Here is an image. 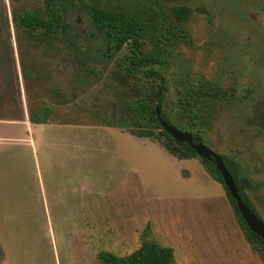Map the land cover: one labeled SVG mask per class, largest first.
<instances>
[{
	"label": "rangeland",
	"instance_id": "1",
	"mask_svg": "<svg viewBox=\"0 0 264 264\" xmlns=\"http://www.w3.org/2000/svg\"><path fill=\"white\" fill-rule=\"evenodd\" d=\"M95 1L177 31L162 55L171 122L181 92L224 91L202 100L204 142L236 163L264 221V0ZM57 2L0 0V264H99L143 240L170 246L172 264H264L201 159L137 127L129 102L155 107L156 82L125 71L124 49L105 55L83 1L42 40L13 20ZM172 5L192 10L183 25Z\"/></svg>",
	"mask_w": 264,
	"mask_h": 264
},
{
	"label": "trees",
	"instance_id": "2",
	"mask_svg": "<svg viewBox=\"0 0 264 264\" xmlns=\"http://www.w3.org/2000/svg\"><path fill=\"white\" fill-rule=\"evenodd\" d=\"M83 1L84 0H80ZM67 2L68 4H66ZM73 2L66 0L54 8L47 10L42 8H34L22 12L14 13L13 20L19 24L23 31L32 37L42 40L44 37L51 35L65 20L68 9L71 8ZM87 5V3H85ZM90 11L93 24L105 35L108 43V50H116L123 43L133 38L134 45L132 50L125 55L129 64L128 71L133 73L134 68L144 66L146 74L155 80L156 90L154 100L156 106L160 108L161 117L169 124L192 134L193 136H200L201 126L203 125L200 119L201 113L198 109L199 93L197 89H188L178 94V112L180 117L176 122H171L166 115L163 106L165 105L164 93L166 90L165 75L158 69V65L162 64L161 55L158 52L146 51L142 46V30L144 25L141 21L129 20L128 16L121 11L103 9L102 7L89 4L87 5ZM192 10L183 5L172 6V17L178 25H183L190 16ZM177 36V31L172 28L171 38ZM211 96L206 92L204 97ZM129 108L138 128L150 129L157 127L160 130V135L163 137V143L169 153L178 158H192L199 157L210 175L216 180L220 181L226 191L227 198L232 205V208L239 220L241 227L247 239L257 246L264 254V241L255 233H253L245 224L236 207L235 200L228 192L224 185L220 172L216 169L213 161L201 158L189 144L185 142L176 141L170 134H168L160 125L153 105L145 98H136L129 102ZM196 131V132H193ZM199 131V132H198ZM195 140V138H193ZM224 159V158H223ZM226 167L229 169L235 183L238 186L239 194L242 201L247 204L256 214L250 200L245 194V191L238 183L236 168L233 164L224 160ZM259 217V215L257 214ZM99 264H172L174 260V252L170 246L163 245L156 240H143L141 245L131 253L118 256L110 251L102 250L98 253Z\"/></svg>",
	"mask_w": 264,
	"mask_h": 264
},
{
	"label": "flooded vegetation",
	"instance_id": "3",
	"mask_svg": "<svg viewBox=\"0 0 264 264\" xmlns=\"http://www.w3.org/2000/svg\"><path fill=\"white\" fill-rule=\"evenodd\" d=\"M58 1H61V2H57L56 3V5H59V4H61L62 2H64V1H66V0H58ZM72 2H73V5H76L77 3H80V0H71ZM85 3H87V2H83V4H84V9H85V12L89 15V22H90V26L94 29V31L97 33V34H99L101 37H102V39H103V41H104V50H105V55L106 56H109V55H112V53H116V52H119V51H121L122 49H124L125 51H124V54H123V59H124V61L126 62V65H125V71H127V73L128 74H135L136 73V70H138V68L139 67H135L134 68V71H133V73H130L129 71H128V67H129V64H128V62H127V59L125 58V55L127 54V53H129L131 50H132V48H133V46L134 45H137V43L135 44V43H131V42H133V38H130L128 41H126V42H123L120 46H119V48H117L116 50H108V43H107V41H106V38H105V35L93 24V22H92V17H91V14H90V11L88 10V8H87V5H89V4H95V5H98V6H100V7H102L103 9H110V8H108L107 6H105V5H103L102 3H100V2H88L87 3V5H85ZM73 5L71 6V8L73 7ZM173 6V5H172ZM172 6H170V14H171V16H172ZM110 10H117V11H121V10H118V9H110ZM122 13H124V14H126L125 12H123V11H121ZM127 15V14H126ZM128 16V18H129V20H135V19H137V20H139V21H141V23L144 25V30H142V38H141V40L143 41L142 42V46H141V48H144V50H146V51H151V52H158L159 53V55H161V57L160 58H162V55H164V51L166 50V48L168 47V46H170L171 45V41L173 40L172 38H171V30H172V28H171V26H166V27H164V31L162 32V31H158V28H157V26H156V24H158V21H157V23H154L153 22V20L149 17V18H142V17H140V16H133V15H131V16H129V15H127ZM79 20V17H77L76 19H75V21H78ZM63 25V23H61V25L60 26H62ZM59 26V27H60ZM58 27V28H59ZM148 39H149V41L151 42V46L149 47V46H146V43H147V41H148ZM162 65H163V58H162V64H159L158 65V69L161 71V72H163L164 73V69H162L163 67H162ZM164 75H165V73H164ZM165 84H166V77H165ZM215 89V90H214ZM166 92H167V84H166V90H165V93L164 94H166ZM198 93H199V95H201V96H199V98H198V109H199V112L201 113V111H203L204 109H203V105H202V100H204V98H207V97H204V94L206 93V92H208V93H210V95L211 96H213V95H218L219 93H223L224 91H222V90H220L219 88L217 89V88H213V87H207V89H205L204 87H201L200 89H198V91H197ZM263 100H264V98H263ZM164 101H165V99H164ZM165 103H166V101H165ZM264 104V103H263ZM156 107H158V106H155L154 107V110H155V108ZM159 108V107H158ZM161 110H160V108H159V112H160ZM257 114H258V110L257 109H255V115L257 116ZM155 116H156V111H155ZM160 116H161V112H160ZM255 116V117H256ZM157 117V116H156ZM162 118V117H161ZM170 125H172V124H170ZM175 126V125H174ZM176 127V126H175ZM178 128V127H177ZM182 130V129H181ZM184 131V130H183ZM186 132V131H185ZM193 132H196V131H193ZM199 132V131H198ZM190 134V133H189ZM199 134H200V136H193L192 134H190L191 136H192V138H195V140H193V141H201V142H203L204 144H206L204 141V138H203V131L201 130L200 132H199ZM208 146V145H207ZM209 147V146H208ZM211 148V147H210ZM212 149V148H211ZM216 152V151H215ZM219 154V153H218ZM220 155V154H219ZM221 157L222 158H224L223 159V161L226 159L228 162H230L231 164H233L234 166H235V168H236V163L235 162H233L231 159H229V158H227V157H225L224 155H222L221 154ZM215 164V163H214ZM236 174H237V169H236ZM238 177V176H237ZM238 183H239V181H238ZM239 185H240V183H239ZM241 186V185H240ZM241 188H242V186H241ZM243 190H244V188H242ZM246 194V193H245ZM247 196V195H246ZM251 203V202H250ZM253 206V205H252ZM254 208V207H253ZM255 210V209H254Z\"/></svg>",
	"mask_w": 264,
	"mask_h": 264
},
{
	"label": "water",
	"instance_id": "4",
	"mask_svg": "<svg viewBox=\"0 0 264 264\" xmlns=\"http://www.w3.org/2000/svg\"><path fill=\"white\" fill-rule=\"evenodd\" d=\"M155 111L161 127L176 141L189 144L201 158H205L215 163V167L220 172L224 185L235 200V204L241 215V218L243 219L247 227L264 241V221L260 217H258L257 214L247 204L242 201L238 186L235 183L229 169L226 167L221 155H219L203 142L193 141L192 136L188 132L177 128L174 125H170L167 121L163 120L160 116L158 107L155 108Z\"/></svg>",
	"mask_w": 264,
	"mask_h": 264
},
{
	"label": "crops",
	"instance_id": "5",
	"mask_svg": "<svg viewBox=\"0 0 264 264\" xmlns=\"http://www.w3.org/2000/svg\"><path fill=\"white\" fill-rule=\"evenodd\" d=\"M29 128V127H28ZM30 131H31V129H30ZM25 133V134H24ZM21 135L24 137L25 135H26V138L28 137V136H32V132H30V133H28L27 131H25V132H21ZM24 142H27V141H24ZM21 144H24V143H22L21 142Z\"/></svg>",
	"mask_w": 264,
	"mask_h": 264
}]
</instances>
